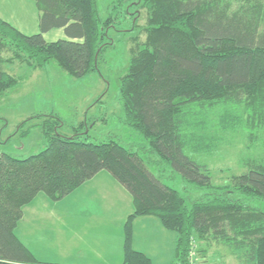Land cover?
<instances>
[{"label":"trees","instance_id":"1","mask_svg":"<svg viewBox=\"0 0 264 264\" xmlns=\"http://www.w3.org/2000/svg\"><path fill=\"white\" fill-rule=\"evenodd\" d=\"M33 1L40 11L36 33L0 15V98L19 82L3 66L4 50L13 52L10 61L23 59L32 68L55 60L76 77L101 70L113 18H102L99 1ZM135 1L132 19L137 24L145 14V38L132 46L120 99L124 123L142 142L135 150L114 139L86 141L83 124L67 135L60 118H48L40 151L2 152L0 264H60L38 258L18 234L25 206L40 193L63 200L101 170L133 199L121 264H156L133 245V222L142 215L175 231L172 264H193L196 240L225 244L241 260L264 264V207L252 204L264 202V162L247 160L246 171L216 183L211 168L185 152L214 150L218 132L242 129L252 139L264 132V0ZM54 28H63L65 37L48 41L45 33ZM168 168L181 174L194 198L163 180Z\"/></svg>","mask_w":264,"mask_h":264},{"label":"rangeland","instance_id":"2","mask_svg":"<svg viewBox=\"0 0 264 264\" xmlns=\"http://www.w3.org/2000/svg\"><path fill=\"white\" fill-rule=\"evenodd\" d=\"M98 1L102 18H113V24L107 28L104 38L109 43L105 44L99 57L101 70L76 77L55 60L45 67L32 68L23 59L10 61L13 56L11 49L3 51L4 68L15 74L19 82L7 95L0 98V154L10 152L28 156L40 151L45 146L42 122L48 118H60L59 130L67 135L75 134L77 127L83 124L81 137L86 141L114 139L135 150L142 142L143 138L135 135L123 121L120 81L128 71L132 46L137 40L145 38V14L142 12L138 16L139 23L136 24L135 18L132 19L138 11L135 0ZM36 6L33 0H0V15L17 21L22 26L25 25L23 19L26 17L29 22L25 28L26 33L32 34L39 31V17H36L32 9ZM30 17L32 22H36L35 26H31ZM45 37L52 41L65 37V32L63 28H54ZM216 128H211V132L217 131ZM25 130L29 132L23 135ZM218 139L219 146L212 151H195L189 147L185 150L194 160L211 168L212 178L216 183H228L233 174L246 171L247 160L264 162V132L252 139L244 130L233 129L218 132ZM151 168L155 169L153 166ZM162 173L166 183L186 196L195 197L194 193L192 195L186 190V183L178 171L168 168ZM50 202L46 205L40 201L35 202V205H41L38 214L35 211V215H39L42 220L34 222L35 225L39 224L38 227L27 234L22 229L17 230L20 237L26 238L24 242L44 259L55 263L77 262L88 257L92 247L99 250L98 245H102L101 250H107L102 252L108 257L121 248L122 253L124 252V225L120 242L118 222L107 221L104 216L88 217V211H96L95 207L91 206L89 209V204H86L79 208L78 224H73L76 211L73 212L69 198L63 203ZM252 204L264 207V202L261 205L258 201H252ZM144 216L153 215L138 216L133 222V245L138 249H146L143 245L150 243L151 236L160 237L158 225L142 226L143 218H146ZM88 220L91 222L87 223ZM97 220H102V224L95 223ZM21 227L24 228L23 224ZM96 227L99 229L93 231ZM167 230L169 234L173 233L174 239L160 248L164 257L161 261L156 260L159 264H172L176 258V233ZM146 232L152 234L147 236ZM99 234H108L107 239L101 242L97 238ZM119 243L121 246H118ZM193 260V264H256L251 258L241 260L239 254L225 244L215 241L207 243L205 240H196Z\"/></svg>","mask_w":264,"mask_h":264},{"label":"crops","instance_id":"3","mask_svg":"<svg viewBox=\"0 0 264 264\" xmlns=\"http://www.w3.org/2000/svg\"><path fill=\"white\" fill-rule=\"evenodd\" d=\"M6 1L8 2V0ZM36 7L35 8L32 7V9L34 10L36 17H39L40 13ZM6 18H5L6 20L12 22L14 25L19 27L22 31L27 32L25 28L28 27L29 22L27 21L26 17L25 19H23L25 20L24 21L25 25L23 26L20 25V23H18L17 21H14L8 17ZM30 22H31V26L36 25L35 21L32 22V18ZM37 26H39L38 22H37ZM48 32H46L45 35H47ZM68 198L70 199V206L73 209V212L76 211V216L75 218H73L74 219L73 224H76V223L78 224L79 219L77 218L81 211L79 208H82L84 205L89 204L88 205L89 209L91 206H93L97 210L88 211L87 213L88 217L102 218V216H104V218L107 221L118 222L119 224L118 227H120L118 230V232L120 233L119 240L121 242L122 226L124 225V222L127 216L131 212H133V199H132L131 194L127 191V189L119 181H117L110 172L106 170L99 171L96 175H94L92 178L87 180L84 184L78 187L69 196L57 202L63 203V201L67 200ZM36 201H40L41 204L43 205L51 203L50 199L45 194L40 193L34 199V201H32L30 204H27L25 206L24 216L18 226V229H22L23 230L22 232L25 234L32 232L34 228L38 227L39 224L35 225L34 222L41 220L39 215L37 216L35 215V211L38 214V209L41 206L40 203L35 205ZM144 217L146 218H143L144 222H142V226L150 227L152 225H158V231H159L158 235L160 237L153 238L151 236L149 238L150 241L148 240L150 243L147 244V246L143 245L144 248L146 249H140V250L145 251L147 254H149L153 258L154 261L156 260L161 261L162 257H164V254L160 252V248H162V246L169 240L173 241L174 235L173 233L169 234V232H166L167 229L162 226L160 220H158V218H156L155 216H144ZM148 217H151V218H148ZM90 222L91 221L88 220L87 223H90ZM41 223L45 224V222H41ZM95 223L102 224V220H97L95 221ZM22 224L24 228L21 227ZM99 227L94 228L93 231L98 230ZM146 233H147V236L149 234H152L149 232H146ZM107 236L108 234L107 235L99 234L97 238L101 242H103L107 239ZM21 238L24 241L25 237H21ZM118 246H121V244L119 243ZM97 248H99V250H97L96 247H92L90 255L86 258H83L82 260H79L77 262H72V263H60V264H121L122 263V260H123L122 248L116 250V252L112 253L111 256L109 257L106 254H103L102 251L106 252L107 250L105 248L101 250L102 245L101 246L98 245ZM32 251L41 260H46V261L49 260V259H44L34 249H32ZM156 263L159 264L158 261H156Z\"/></svg>","mask_w":264,"mask_h":264}]
</instances>
